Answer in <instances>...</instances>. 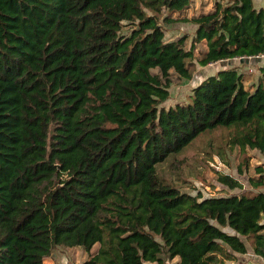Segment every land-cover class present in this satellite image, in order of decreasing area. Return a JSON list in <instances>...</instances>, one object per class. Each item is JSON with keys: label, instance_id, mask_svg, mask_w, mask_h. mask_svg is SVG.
Returning <instances> with one entry per match:
<instances>
[{"label": "trees", "instance_id": "trees-1", "mask_svg": "<svg viewBox=\"0 0 264 264\" xmlns=\"http://www.w3.org/2000/svg\"><path fill=\"white\" fill-rule=\"evenodd\" d=\"M172 22L196 24L191 45L166 38ZM200 43L201 63L238 65L162 105ZM263 54L255 0H0V264H44L58 245L84 247L83 264H244V236L264 257V163L256 190L226 194L160 172L217 127L264 153ZM242 56L260 59L256 82Z\"/></svg>", "mask_w": 264, "mask_h": 264}, {"label": "rangeland", "instance_id": "rangeland-1", "mask_svg": "<svg viewBox=\"0 0 264 264\" xmlns=\"http://www.w3.org/2000/svg\"><path fill=\"white\" fill-rule=\"evenodd\" d=\"M257 6L264 5V0H255ZM166 28V38L176 39L186 35L187 45H191V38L194 35L196 24L191 22L164 23ZM194 62L192 63V77L185 78L173 70L172 84L170 86V97L162 103L168 107L177 102H184L190 98L193 87L210 74H215L220 68L230 67L236 59L226 62H215L213 64H203L200 62L201 54L199 49L205 48V44H196ZM230 60V59H228ZM261 64V63H260ZM254 70L249 71L248 64L239 65L240 71L248 74L247 80L258 79L260 70L252 64ZM246 83V84H247ZM230 130L226 127H217L214 130L197 137L187 148L176 157L171 158L160 167L162 175L168 178H175L176 183L182 190L197 193L202 190L204 195L226 194L241 192L242 190H256L250 183L251 176H257L255 166L264 163V153L258 149L248 148L245 152L239 153L237 147L231 148L227 143ZM248 161V162H247ZM240 164L243 172H240ZM225 172L233 174L243 182V188H230L219 180V173ZM181 176L186 179L183 181ZM226 229H229L228 227ZM251 247L250 238L244 236ZM99 244H96L92 251H96ZM90 253L82 246L58 245L45 258L44 264H83L88 259ZM236 263L244 264H264V257L251 253H240Z\"/></svg>", "mask_w": 264, "mask_h": 264}, {"label": "water", "instance_id": "water-1", "mask_svg": "<svg viewBox=\"0 0 264 264\" xmlns=\"http://www.w3.org/2000/svg\"><path fill=\"white\" fill-rule=\"evenodd\" d=\"M260 59L256 56H242L241 57V62H247V63H256Z\"/></svg>", "mask_w": 264, "mask_h": 264}, {"label": "crops", "instance_id": "crops-1", "mask_svg": "<svg viewBox=\"0 0 264 264\" xmlns=\"http://www.w3.org/2000/svg\"><path fill=\"white\" fill-rule=\"evenodd\" d=\"M261 6V5H260ZM227 61H231V60H227ZM260 61V60H259ZM258 61V62H259ZM223 62H226V61H223ZM234 64H237L238 65V62H233ZM260 63H262V64H264V61H260ZM245 64H254V63H247V62H245ZM251 83V82H250ZM247 246H248V251L246 252V253H244V254H248V253H251V250H253V249H251V248H249L250 246H249V244H248V242H247ZM251 247H252V245H251ZM253 254H255V255H258V254H256L254 251H253ZM239 255V254H238ZM242 255H243V253H242Z\"/></svg>", "mask_w": 264, "mask_h": 264}, {"label": "built area", "instance_id": "built-area-1", "mask_svg": "<svg viewBox=\"0 0 264 264\" xmlns=\"http://www.w3.org/2000/svg\"><path fill=\"white\" fill-rule=\"evenodd\" d=\"M262 56H264V54H263ZM215 62H216V61H215ZM215 62H209V64H213V63H215ZM253 70H254L253 67H250V68H249V71H250V72H252Z\"/></svg>", "mask_w": 264, "mask_h": 264}]
</instances>
